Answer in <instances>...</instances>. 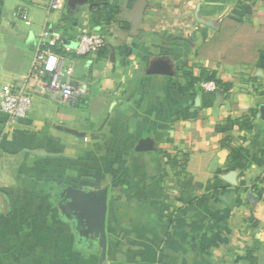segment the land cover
<instances>
[{
	"label": "crops",
	"instance_id": "obj_1",
	"mask_svg": "<svg viewBox=\"0 0 264 264\" xmlns=\"http://www.w3.org/2000/svg\"><path fill=\"white\" fill-rule=\"evenodd\" d=\"M53 2L0 0V86L33 99L0 110V264H264V42L241 63L214 42L227 19L264 41V0ZM86 34L105 47L80 57ZM68 190L106 191L105 246Z\"/></svg>",
	"mask_w": 264,
	"mask_h": 264
},
{
	"label": "built area",
	"instance_id": "obj_2",
	"mask_svg": "<svg viewBox=\"0 0 264 264\" xmlns=\"http://www.w3.org/2000/svg\"><path fill=\"white\" fill-rule=\"evenodd\" d=\"M59 0H54L53 8L57 9ZM26 19V14H20ZM29 24V23H28ZM105 38L100 34L83 35L76 47V55L85 57L94 54L105 47ZM50 45H54L51 42ZM38 61L44 65V70L51 76L50 86L53 90L59 91L63 100L72 101L76 98L77 92L70 85L61 83V65L62 62L58 56L47 51L38 56ZM72 70H68V75ZM201 88L205 92H213L217 89L214 82H206L201 84ZM33 106V99L29 92L25 90H14L13 88H5L0 86V110L14 120H24L28 117Z\"/></svg>",
	"mask_w": 264,
	"mask_h": 264
},
{
	"label": "trees",
	"instance_id": "obj_3",
	"mask_svg": "<svg viewBox=\"0 0 264 264\" xmlns=\"http://www.w3.org/2000/svg\"><path fill=\"white\" fill-rule=\"evenodd\" d=\"M113 13L114 11L111 8H108L107 10H99L97 14L99 17L104 16L108 21ZM220 38L224 39L227 44L224 56L225 61L230 63H241L250 59H255L258 55V50L264 42L263 39H261L260 34L253 31L249 26L246 24H241L239 26L231 19H227L224 22L221 31L219 35L215 37L214 42ZM203 78L205 80L204 82H215L217 85H219L221 81L216 78V74H211L207 71L203 72ZM235 123V121L229 120L225 126H219L217 131H230ZM178 164L179 163L176 160L171 161L172 167H176ZM245 262L249 264L255 263L252 251H247Z\"/></svg>",
	"mask_w": 264,
	"mask_h": 264
},
{
	"label": "water",
	"instance_id": "obj_4",
	"mask_svg": "<svg viewBox=\"0 0 264 264\" xmlns=\"http://www.w3.org/2000/svg\"><path fill=\"white\" fill-rule=\"evenodd\" d=\"M149 149V146L146 145L142 150ZM67 198H70L73 208L78 210L81 218L86 221L85 233L100 237L105 246V225L108 210L106 191L85 194L80 191L68 190Z\"/></svg>",
	"mask_w": 264,
	"mask_h": 264
}]
</instances>
